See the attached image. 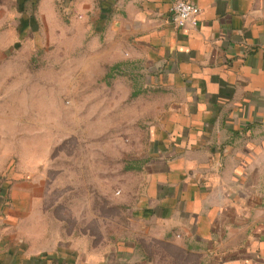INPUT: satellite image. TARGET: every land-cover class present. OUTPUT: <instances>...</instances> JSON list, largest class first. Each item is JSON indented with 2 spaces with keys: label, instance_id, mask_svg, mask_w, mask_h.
Segmentation results:
<instances>
[{
  "label": "crops",
  "instance_id": "crops-1",
  "mask_svg": "<svg viewBox=\"0 0 264 264\" xmlns=\"http://www.w3.org/2000/svg\"><path fill=\"white\" fill-rule=\"evenodd\" d=\"M177 1L16 0L19 34L63 3L92 64L126 67L139 93L168 99L133 216L155 237L111 252L49 240L45 182L4 143L0 106V264H157L153 239L181 252L174 264H264V0H187L200 14L184 28Z\"/></svg>",
  "mask_w": 264,
  "mask_h": 264
},
{
  "label": "rangeland",
  "instance_id": "rangeland-1",
  "mask_svg": "<svg viewBox=\"0 0 264 264\" xmlns=\"http://www.w3.org/2000/svg\"><path fill=\"white\" fill-rule=\"evenodd\" d=\"M65 6H56L61 18L38 16L19 34L18 3L0 0V106L4 123H12L3 141L34 161L45 182L49 240L111 252L122 243L139 245L140 235L155 237L154 227L146 233L133 216L147 186L153 127L168 98L139 93L141 83L126 67L92 64L90 48L77 47ZM143 246L157 264L180 260L170 254L181 252L163 242Z\"/></svg>",
  "mask_w": 264,
  "mask_h": 264
},
{
  "label": "built area",
  "instance_id": "built-area-1",
  "mask_svg": "<svg viewBox=\"0 0 264 264\" xmlns=\"http://www.w3.org/2000/svg\"><path fill=\"white\" fill-rule=\"evenodd\" d=\"M200 14V9L195 4L187 0L177 1L171 12V21L177 28H184L189 24H196V18Z\"/></svg>",
  "mask_w": 264,
  "mask_h": 264
}]
</instances>
